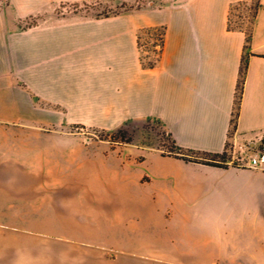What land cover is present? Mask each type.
I'll return each mask as SVG.
<instances>
[{
	"label": "crops",
	"instance_id": "crops-1",
	"mask_svg": "<svg viewBox=\"0 0 264 264\" xmlns=\"http://www.w3.org/2000/svg\"><path fill=\"white\" fill-rule=\"evenodd\" d=\"M252 1L0 0V264H264V170L186 163L69 129L158 121L200 155L262 139L264 0L231 126L244 35L226 30L227 13ZM93 2L146 8L56 16ZM159 26L160 60L142 70L137 31Z\"/></svg>",
	"mask_w": 264,
	"mask_h": 264
},
{
	"label": "trees",
	"instance_id": "trees-1",
	"mask_svg": "<svg viewBox=\"0 0 264 264\" xmlns=\"http://www.w3.org/2000/svg\"><path fill=\"white\" fill-rule=\"evenodd\" d=\"M3 3L6 4V0H4ZM100 3L101 2L70 4L67 6L87 7V6L97 5ZM144 5L146 4L144 3H138L134 5L122 4L121 6H119V9H117L116 11H113L110 14H104V17L108 18L112 16H118L122 13L130 12L134 10L139 11L144 8ZM61 6H64V5H61ZM247 6H251L250 10L252 12L248 29L245 30L241 26H232L231 18H232L234 10L240 7H247ZM259 6H260L259 0H254V3L252 2L232 3L229 5V8H228L226 30L228 32H235V31L241 32L244 35L243 55H242L238 83H237L235 97H234V110H233V117L231 121V126L233 130L236 128V121L239 115L240 102H241V98L243 94V87H244L246 72H247V58L251 55L249 52V49H250V42H251V35H252V27H253L255 16H256ZM35 19L38 20L37 18ZM238 19L241 20V17L239 16ZM34 25H36V23H33L32 25H29L27 27H31ZM27 27H24V28H27ZM165 30H166L165 26L164 27L159 26V27L141 28L137 31L136 48L138 51V62L142 70H152L153 68H155V66L159 62L162 51H163V47H164ZM143 35H147L152 40V47L154 48V50L152 51L153 56L151 58L144 57L142 55V47L144 46V43H142ZM152 123H155L157 127L160 129L161 137L164 138V141L167 143V145H164V146L160 144L155 145L152 143L134 144V137L128 131L129 125L121 126L112 132L104 131L105 132L104 138H100L99 140L108 141L111 146L134 144L137 147H146V148L155 149V150H158L161 156L163 157H172L174 159H178L186 163H195V164H201V165L223 168V169L227 168L226 153L214 154V155H200V154H197L191 151H185L176 145L172 136L163 129L160 122L148 120L146 121L145 125L150 126Z\"/></svg>",
	"mask_w": 264,
	"mask_h": 264
},
{
	"label": "rangeland",
	"instance_id": "rangeland-1",
	"mask_svg": "<svg viewBox=\"0 0 264 264\" xmlns=\"http://www.w3.org/2000/svg\"><path fill=\"white\" fill-rule=\"evenodd\" d=\"M4 0H1L3 2ZM254 3V0L252 1ZM251 6L247 7H240L236 10H234L233 15H232V26H241L245 30L248 29L249 27V21L251 20ZM144 8H146V5H144ZM143 8V9H144ZM119 9V6H115L110 3H100L97 5H92V6H79V7H72V6H60L56 9V16L58 18L61 17H80L84 19H93V20H98V19H103L104 14H110L113 11H116ZM142 10V9H141ZM130 12H135L130 11ZM241 17V20L238 19V17ZM38 21L36 19H30L27 20L26 23H24V27H27L29 25H32L33 23H37ZM142 43H144V46L142 47V55L144 57H152L153 53L152 51L154 48L152 47V40L147 36L143 35L142 36ZM145 122H140V123H130L128 124V131L133 135L134 137V144H140V143H152L155 145H167V143L164 141V138L161 137L160 134V129L157 127L155 123H152L150 126H146ZM69 129L72 131H77L84 133L86 137L93 139V140H99L100 138H104L106 130H101V129H95V128H89L87 126H83L79 123H75L69 126ZM112 132V131H109ZM132 144V145H134ZM102 146V145H101ZM151 149V148H150ZM152 154H146V157L148 158L149 161L154 162L159 160V155H153ZM226 161H230L233 164H237L235 160L232 159V156L230 154V146L228 145V151L226 153Z\"/></svg>",
	"mask_w": 264,
	"mask_h": 264
},
{
	"label": "built area",
	"instance_id": "built-area-1",
	"mask_svg": "<svg viewBox=\"0 0 264 264\" xmlns=\"http://www.w3.org/2000/svg\"><path fill=\"white\" fill-rule=\"evenodd\" d=\"M230 154L232 159L237 162V166L264 170V137L260 140H248L241 146L233 144L230 147ZM230 163L233 164L232 162Z\"/></svg>",
	"mask_w": 264,
	"mask_h": 264
}]
</instances>
